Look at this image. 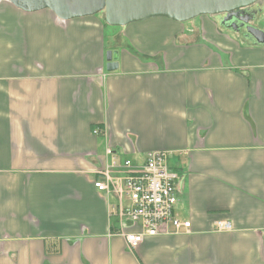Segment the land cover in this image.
Masks as SVG:
<instances>
[{
	"label": "crops",
	"instance_id": "obj_1",
	"mask_svg": "<svg viewBox=\"0 0 264 264\" xmlns=\"http://www.w3.org/2000/svg\"><path fill=\"white\" fill-rule=\"evenodd\" d=\"M223 22L152 19L107 43L103 16L0 0V264H264V45ZM107 147L168 153L190 233L114 235L94 187Z\"/></svg>",
	"mask_w": 264,
	"mask_h": 264
},
{
	"label": "built area",
	"instance_id": "obj_2",
	"mask_svg": "<svg viewBox=\"0 0 264 264\" xmlns=\"http://www.w3.org/2000/svg\"><path fill=\"white\" fill-rule=\"evenodd\" d=\"M99 129L94 130L100 135ZM105 166L96 171L94 187L110 203V217L121 228L114 235L125 239L135 250L146 238L191 232L192 223L177 215L179 183L182 176L171 169L167 152H148L141 158L122 157L111 147L105 149ZM129 224L139 230L127 231ZM218 233L232 231L228 221L214 224Z\"/></svg>",
	"mask_w": 264,
	"mask_h": 264
},
{
	"label": "water",
	"instance_id": "obj_3",
	"mask_svg": "<svg viewBox=\"0 0 264 264\" xmlns=\"http://www.w3.org/2000/svg\"><path fill=\"white\" fill-rule=\"evenodd\" d=\"M18 9L35 13L42 10L52 11L60 20L67 21L78 18L102 15L106 24L112 27H126L152 19H168L185 23L201 16L224 17L227 23L235 13L245 22L242 13L262 0H7ZM236 19L232 26L237 27ZM252 21V20H251ZM246 36L256 44L264 45V31L244 24ZM118 55L107 53V70L118 69Z\"/></svg>",
	"mask_w": 264,
	"mask_h": 264
},
{
	"label": "rangeland",
	"instance_id": "obj_4",
	"mask_svg": "<svg viewBox=\"0 0 264 264\" xmlns=\"http://www.w3.org/2000/svg\"><path fill=\"white\" fill-rule=\"evenodd\" d=\"M237 14H239V13H235L234 16L231 18V22H233L235 19L237 20L236 21L237 27L230 25L229 22L223 24V26L226 29H228V31L236 30L238 33L246 36L247 34H246L245 30L238 28V25H240V23H242V22L244 24L246 23L250 26L259 28V29L264 31V0H262L260 3H258L256 5L252 6L251 8L246 9L244 11V13H242L245 18L247 17V19H250L249 22H245L244 20H242V18L237 17L238 16ZM99 16H102V15H99ZM197 18H200V17H197ZM218 18L223 19L224 17L222 16V17H218ZM112 28H123V27H112V26H109L107 24L106 37L109 38V35L111 34L110 32H112V30L113 31L117 30V29H112ZM110 40H111V38L107 39V43L111 42Z\"/></svg>",
	"mask_w": 264,
	"mask_h": 264
},
{
	"label": "flooded vegetation",
	"instance_id": "obj_5",
	"mask_svg": "<svg viewBox=\"0 0 264 264\" xmlns=\"http://www.w3.org/2000/svg\"><path fill=\"white\" fill-rule=\"evenodd\" d=\"M228 22L230 23V25L232 24L231 19Z\"/></svg>",
	"mask_w": 264,
	"mask_h": 264
},
{
	"label": "trees",
	"instance_id": "obj_6",
	"mask_svg": "<svg viewBox=\"0 0 264 264\" xmlns=\"http://www.w3.org/2000/svg\"><path fill=\"white\" fill-rule=\"evenodd\" d=\"M104 20V19H103ZM105 22V21H104ZM106 23V22H105ZM107 25V24H106Z\"/></svg>",
	"mask_w": 264,
	"mask_h": 264
}]
</instances>
